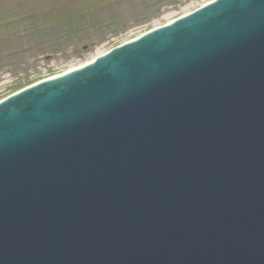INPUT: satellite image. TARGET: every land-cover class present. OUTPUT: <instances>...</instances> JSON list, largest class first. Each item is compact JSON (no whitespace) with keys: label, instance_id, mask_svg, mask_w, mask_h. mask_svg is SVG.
I'll use <instances>...</instances> for the list:
<instances>
[{"label":"water","instance_id":"1","mask_svg":"<svg viewBox=\"0 0 264 264\" xmlns=\"http://www.w3.org/2000/svg\"><path fill=\"white\" fill-rule=\"evenodd\" d=\"M0 264H264V0L1 104Z\"/></svg>","mask_w":264,"mask_h":264},{"label":"rangeland","instance_id":"2","mask_svg":"<svg viewBox=\"0 0 264 264\" xmlns=\"http://www.w3.org/2000/svg\"><path fill=\"white\" fill-rule=\"evenodd\" d=\"M208 1L0 0V61L9 64L0 69V100ZM47 46L59 50L45 57L38 51Z\"/></svg>","mask_w":264,"mask_h":264},{"label":"bare ground","instance_id":"3","mask_svg":"<svg viewBox=\"0 0 264 264\" xmlns=\"http://www.w3.org/2000/svg\"><path fill=\"white\" fill-rule=\"evenodd\" d=\"M101 53H103V52H101ZM100 54V53H99ZM76 67V66H75ZM75 67H72L71 69H69V70H72V69H74Z\"/></svg>","mask_w":264,"mask_h":264}]
</instances>
